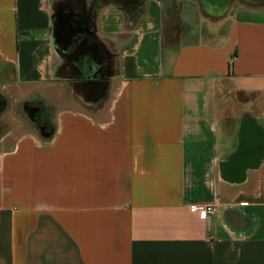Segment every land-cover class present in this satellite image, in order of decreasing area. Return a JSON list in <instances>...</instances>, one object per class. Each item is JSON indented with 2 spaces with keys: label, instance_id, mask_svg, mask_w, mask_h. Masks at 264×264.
I'll use <instances>...</instances> for the list:
<instances>
[{
  "label": "crops",
  "instance_id": "obj_1",
  "mask_svg": "<svg viewBox=\"0 0 264 264\" xmlns=\"http://www.w3.org/2000/svg\"><path fill=\"white\" fill-rule=\"evenodd\" d=\"M140 1L130 20L109 2L0 0V264H264V0H180L170 36L176 0ZM61 5L110 53L105 107L78 78L58 102ZM29 97L55 105L51 137L20 111ZM246 122L263 149L240 162Z\"/></svg>",
  "mask_w": 264,
  "mask_h": 264
},
{
  "label": "rangeland",
  "instance_id": "obj_2",
  "mask_svg": "<svg viewBox=\"0 0 264 264\" xmlns=\"http://www.w3.org/2000/svg\"><path fill=\"white\" fill-rule=\"evenodd\" d=\"M108 1L111 2L115 6L120 5L119 1H118V4L114 3L113 0H108ZM121 2L124 3L123 0ZM180 2H181L180 0H176L175 3H173L174 5L167 7L164 11V14H165L164 15L165 16V30L168 31V36H170L171 33L174 34V32H175L174 31V24L177 21V19H175L174 17H175V14L177 12L178 5ZM183 4L184 3H182V8L187 9V6H185V5L183 6ZM125 10L129 11L128 9H125L123 7V11H125ZM131 11H133V9ZM205 11L206 10L204 9V12ZM204 12H203V14L205 15L206 12L205 13ZM189 13L190 12L185 11L186 16ZM188 27L191 29L194 26H193V24L189 23ZM107 54H108V52H107ZM109 55H110V53H109ZM98 56H99V54H98ZM98 56H97V58H98ZM110 65H111V63H110ZM110 65H109V67H110L109 73L111 74L115 70L113 68H111ZM59 75L61 77V84L58 85L59 90L62 91V93H64V94H63L62 98L60 100H58V102H60V103L67 102V101L69 102L70 100H68L66 98V96H67V93L69 91V88L72 86L70 84V82L74 81V80L76 81L78 79H81L83 81L77 82L76 83L77 86H75V87L80 86L79 90L83 91V93L85 94L86 99H84L83 102L86 103V107L87 108H93V109L105 107V104L107 103V97L109 96L110 90H111V78L110 77L106 78L105 80L97 78L94 80L92 79L90 81H89V79H86L85 77L79 78L80 72H79L78 68L72 67V64L71 63L69 64L66 60H63ZM76 78H78V79H76ZM68 79H71V81ZM223 88H224V86H223ZM227 91H228L227 89L222 90V92H223L222 96L223 97L221 98V100L219 102V106L222 109H226L229 106L234 107L232 104H229ZM5 107H6V104L3 103V100H1L0 101V110H3ZM33 107H36V108L38 107L39 109L42 108L41 111L47 117L48 125H50V128H52V131H53L51 107H55V105L52 106L49 103L47 104L45 99L33 100V98L29 97V99H27L26 101H22V105H20V107H19L20 111L21 110H22V112L24 111L23 113L26 114V117L28 118L29 123L37 129L38 133L42 137L47 138V137H49V134L46 132V129L44 128V125L42 124L43 120L41 121V124L39 123V125H38L40 127L36 126L33 122V118H32ZM47 119H46V121H47ZM46 125H47V122H46Z\"/></svg>",
  "mask_w": 264,
  "mask_h": 264
},
{
  "label": "flooded vegetation",
  "instance_id": "obj_3",
  "mask_svg": "<svg viewBox=\"0 0 264 264\" xmlns=\"http://www.w3.org/2000/svg\"><path fill=\"white\" fill-rule=\"evenodd\" d=\"M119 4L123 10V7L125 9H128L129 11H124V13L130 18V20H133L140 11V0H123L124 3H122V0H113L114 3ZM138 1V2H137ZM95 4H93L92 11L95 7H99V4H105L108 3V0H94ZM111 3V2H109ZM122 4V5H121ZM133 11H131L132 9ZM95 11V10H94ZM66 12H68V8L66 6L61 5L57 12V17L59 23H63L65 20H67L68 15ZM91 13V12H90ZM93 13V12H92ZM94 38L91 35L84 36L81 32H77L73 35L71 40L68 43H58L59 51L61 53V56L70 64H72V67L78 68L80 72V77H85L86 79L94 80L97 78L100 79H106L110 77V55L109 53H106V56H103V54H100L98 51L93 52L94 48L92 45H94L93 42ZM88 47H84V46ZM91 46V47H90ZM83 50V51H82ZM82 51V52H80ZM80 52V53H79ZM99 54V56H98ZM98 56V58H97ZM79 57V58H77ZM85 57V59L83 58ZM75 62L73 63L74 59ZM87 61L86 66L83 65V59ZM100 58V59H99ZM83 81V80H82Z\"/></svg>",
  "mask_w": 264,
  "mask_h": 264
},
{
  "label": "water",
  "instance_id": "obj_4",
  "mask_svg": "<svg viewBox=\"0 0 264 264\" xmlns=\"http://www.w3.org/2000/svg\"><path fill=\"white\" fill-rule=\"evenodd\" d=\"M200 2L204 4L203 9L205 10L211 8L216 12H222L225 9L228 0H200ZM59 24L58 23L53 24L54 25L52 30L53 42L54 44L68 43L73 37V34L77 30V28L75 27L74 22H72L71 20L70 21L65 20L63 24L62 23ZM258 136H260L259 131L256 128H253L251 123L246 122V124L243 125V128L241 130L239 149L237 153H235L234 159L240 160V162L242 160L251 159V156H249V154L242 152L243 149L246 147V144H248V142L250 141L252 143L256 142L251 150L253 153H255L256 156L259 155L258 154L260 152L259 150L263 149L261 147L263 143H261V140H257ZM252 156L256 159V156L254 155ZM244 163L243 162L241 163L242 166H245Z\"/></svg>",
  "mask_w": 264,
  "mask_h": 264
},
{
  "label": "trees",
  "instance_id": "obj_5",
  "mask_svg": "<svg viewBox=\"0 0 264 264\" xmlns=\"http://www.w3.org/2000/svg\"><path fill=\"white\" fill-rule=\"evenodd\" d=\"M172 5H174V4H172ZM171 5V6H172ZM177 12H178V10H177ZM176 12V13H177ZM177 17V15L175 14V17L174 18H176ZM178 28H179V24H178V22L176 21L175 22V24H174V31L176 32V31H178ZM94 45H92V47H93ZM85 47H88V46H86L85 45ZM94 48V51L93 52H96L97 53V48L98 47H93ZM83 51V50H82ZM82 51H80V52H82ZM79 52V53H80ZM101 54V53H100ZM42 109V108H41ZM41 109H39L38 107L36 108V107H33V112H32V118H33V122H34V124L36 125V126H38L39 125V123L41 124V121H42V124L44 125V128L46 129V132L49 134V137H51V134H52V128H50V125H48V119H47V117L44 115V113L41 111ZM42 119H41V118ZM46 119H47V121H46ZM47 122V125H46V122ZM38 127H40V126H38Z\"/></svg>",
  "mask_w": 264,
  "mask_h": 264
},
{
  "label": "built area",
  "instance_id": "obj_6",
  "mask_svg": "<svg viewBox=\"0 0 264 264\" xmlns=\"http://www.w3.org/2000/svg\"><path fill=\"white\" fill-rule=\"evenodd\" d=\"M192 211L199 212L202 216L206 217L213 212V204L207 203H192L189 205Z\"/></svg>",
  "mask_w": 264,
  "mask_h": 264
}]
</instances>
